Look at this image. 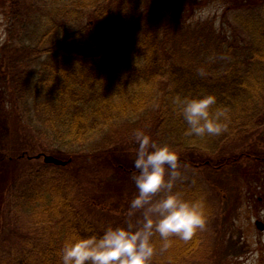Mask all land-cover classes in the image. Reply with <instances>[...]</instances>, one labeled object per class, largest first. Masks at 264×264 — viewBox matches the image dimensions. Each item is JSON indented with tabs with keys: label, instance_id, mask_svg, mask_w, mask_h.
I'll use <instances>...</instances> for the list:
<instances>
[{
	"label": "trees",
	"instance_id": "1",
	"mask_svg": "<svg viewBox=\"0 0 264 264\" xmlns=\"http://www.w3.org/2000/svg\"><path fill=\"white\" fill-rule=\"evenodd\" d=\"M226 1L216 26L217 19L182 16L192 0H0L9 23L0 63L14 127L25 121L55 145L49 153L71 160L57 167L80 171L95 167L93 161L106 169L125 142L135 141L137 128L171 144L193 166L222 169L243 158L264 163V151L225 152L229 143L264 128V0ZM201 66L208 75L198 73ZM177 94H214L218 105L230 109L228 131L185 136L187 124L172 104ZM10 129L0 120V235L27 218L29 235L21 232L6 248L0 244V264H61L66 237L88 235V228L100 232L108 221L80 214L66 197L53 206L60 229L46 223L44 202L52 189H61L54 174L47 178L55 164L31 170L32 180L22 187L28 171L23 164L33 158L27 149L16 154L21 141L15 140V151L4 147ZM128 165L119 162L115 169L132 175ZM10 171L16 173L12 179ZM254 177L264 192V168ZM191 181L181 191L204 195L210 220L214 200L195 174ZM201 234L188 242L170 238L175 245L169 255L157 251L153 263L205 264L211 249ZM162 244L157 240V249Z\"/></svg>",
	"mask_w": 264,
	"mask_h": 264
},
{
	"label": "rangeland",
	"instance_id": "2",
	"mask_svg": "<svg viewBox=\"0 0 264 264\" xmlns=\"http://www.w3.org/2000/svg\"><path fill=\"white\" fill-rule=\"evenodd\" d=\"M228 3L230 4V1L192 0L188 8L182 10V16L188 21L217 19L216 26H219L220 15L227 8ZM5 14V9L0 7V47L5 43L8 35L9 23ZM3 64L0 63V114L2 113L0 120L3 128L9 130L17 122L12 112L11 95L7 92L5 65ZM16 129H18L17 133H15ZM10 130L13 134L4 137V147L13 150L16 146L15 140L21 141L22 146L16 151L17 155L23 151L21 149H27L30 155L55 150L53 143L37 136L25 121L21 124L18 122L17 126ZM125 145L122 146L123 151L114 156V160L107 162L106 169L95 161H93L95 167L81 171L76 170L75 167L72 169L50 165L47 178L54 174L58 179L56 184L61 189H52L51 200L47 201L48 203L44 202V207L49 213L48 219L45 220L46 223L50 220L55 230L60 229L59 213L54 214L53 206L58 199L66 197H69L71 204L80 214L92 220L101 223L108 221V224L123 223L129 202L137 192L136 185L131 178L132 175H129L128 171L124 173L115 169L119 162H123L131 164L128 165L131 167L125 169L134 170V157L138 144L136 141H127ZM15 150L17 149L14 148L13 151ZM252 150L264 151V128L241 140L229 143L225 148V152L233 153ZM181 155L187 157L186 153ZM214 158L218 159L217 156ZM42 165V158L39 160L33 158L32 161L23 164L28 171L25 179H22V187L32 180L31 170L41 169ZM187 165H189L186 169L188 179L179 185L180 190L192 187L191 179L195 174L214 200L215 208L208 226L201 231V240L207 242L211 249L210 255L205 259V264H264V228L260 229L256 225L257 220L264 223V192L254 177L255 172L264 168V163L243 158L238 163L224 166L222 169ZM14 174L16 173H11V179L15 177ZM41 204L38 205L41 206ZM30 206L33 204L31 203ZM27 220L28 218L22 225L11 222L8 228L4 229L0 235L2 247L6 248L17 242L21 232L22 235H29V230L25 225ZM174 245L173 241L166 248L162 244L157 251L162 257H166Z\"/></svg>",
	"mask_w": 264,
	"mask_h": 264
},
{
	"label": "clouds",
	"instance_id": "3",
	"mask_svg": "<svg viewBox=\"0 0 264 264\" xmlns=\"http://www.w3.org/2000/svg\"><path fill=\"white\" fill-rule=\"evenodd\" d=\"M197 71L208 75L203 66ZM172 104L187 124V137L218 136L229 129L230 109L218 105L214 94H177ZM133 135L138 147L131 178L137 192L129 202L125 221L108 224L100 232L85 229L88 235L71 233L60 248L61 264H153L157 240L166 248L172 237L188 242L207 228L205 196H188L180 190L179 185L188 179L189 165L179 152L171 144L153 139L143 128L134 129Z\"/></svg>",
	"mask_w": 264,
	"mask_h": 264
},
{
	"label": "water",
	"instance_id": "4",
	"mask_svg": "<svg viewBox=\"0 0 264 264\" xmlns=\"http://www.w3.org/2000/svg\"><path fill=\"white\" fill-rule=\"evenodd\" d=\"M43 156V160L44 162L46 163H53V164H57V165H66L68 162H70L71 160L68 159V160H64L62 158H59V157H56L52 154H37L35 157L39 158ZM258 227L263 229L264 228V224L261 222V221H257L256 222Z\"/></svg>",
	"mask_w": 264,
	"mask_h": 264
}]
</instances>
